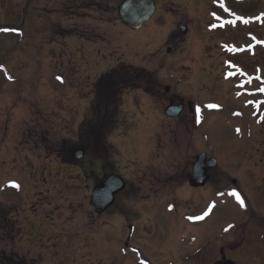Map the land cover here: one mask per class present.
I'll return each instance as SVG.
<instances>
[{
	"label": "rangeland",
	"instance_id": "rangeland-1",
	"mask_svg": "<svg viewBox=\"0 0 264 264\" xmlns=\"http://www.w3.org/2000/svg\"><path fill=\"white\" fill-rule=\"evenodd\" d=\"M121 1L0 0V264H208L235 209L231 178L261 192L264 123L245 93L248 71L264 69V48L247 36L264 39V16L226 29L213 0H156L133 30L118 17ZM228 2L241 18L264 10V0ZM120 63L150 76L123 90L105 153L91 142L80 163L63 162L84 148L95 81ZM170 97L184 103L177 117L165 115ZM202 151L219 164L192 188ZM243 166L252 170L240 176ZM112 174L127 186L97 214L91 191Z\"/></svg>",
	"mask_w": 264,
	"mask_h": 264
},
{
	"label": "flooded vegetation",
	"instance_id": "flooded-vegetation-1",
	"mask_svg": "<svg viewBox=\"0 0 264 264\" xmlns=\"http://www.w3.org/2000/svg\"><path fill=\"white\" fill-rule=\"evenodd\" d=\"M213 7L215 10H211V14H214L217 11L223 15L234 16L235 13H238V11L234 10L230 6L228 0H213ZM235 27H237V25L235 26L231 23H226L225 25L226 29ZM247 36L248 38L250 37L249 34ZM223 51L225 52V50ZM256 52L253 56L256 55ZM248 73L250 89L247 93H245L246 91L244 92L246 98L245 104L251 110L250 117L254 118L257 123L263 124L264 91H260V89L264 88V86L261 87L260 83H263L264 85V69L262 66H257L256 72L251 73L248 71ZM166 90L167 93L170 91V89L167 88ZM179 100V97H170L168 102L179 104L182 102ZM186 105L189 111L192 110L191 104ZM237 154L238 153L236 152L233 153L235 156H237ZM208 157L212 158L214 156L208 155ZM216 159L218 161V166L219 159ZM245 168H247L246 171L252 170L251 167L245 166L236 169L240 176H244ZM210 170L208 172H210ZM231 181L234 187H236L231 189V193L233 190L239 192L245 201L246 207H241L239 203L235 201V209L232 211L231 219L227 222L225 220L220 222L221 224L217 230L215 257L212 262L208 264H264V180L261 179L260 182V185L262 186L260 189L261 192L253 195L250 192L251 190H248L247 185L243 183L242 179L240 180L233 177L231 178ZM218 183L221 184V180ZM225 190L226 189H224V191ZM224 223H226L225 226ZM130 225L133 226L134 232L135 225L133 223H129L128 229L130 228ZM229 225H234V227L229 228V230L225 232L224 229L228 228ZM126 240L127 238L123 241L124 246H128V244H126ZM131 248L136 249L134 246H131Z\"/></svg>",
	"mask_w": 264,
	"mask_h": 264
},
{
	"label": "trees",
	"instance_id": "trees-1",
	"mask_svg": "<svg viewBox=\"0 0 264 264\" xmlns=\"http://www.w3.org/2000/svg\"><path fill=\"white\" fill-rule=\"evenodd\" d=\"M149 76L144 68L132 67L125 63H120L99 76L95 82L96 99L92 104V117L83 119L79 131L80 142L82 139L86 151L89 148L88 144L92 142L100 152L98 154L105 153V141L115 126L117 106L120 105L123 90L139 88V82ZM72 147L69 148L67 155H61V158L63 162L78 164L80 162L71 155ZM3 258L6 264H26L22 258L16 260L12 257Z\"/></svg>",
	"mask_w": 264,
	"mask_h": 264
},
{
	"label": "water",
	"instance_id": "water-1",
	"mask_svg": "<svg viewBox=\"0 0 264 264\" xmlns=\"http://www.w3.org/2000/svg\"><path fill=\"white\" fill-rule=\"evenodd\" d=\"M155 11V0H122L117 7V13L121 22L133 30L141 28L153 17ZM187 29V26L180 27L182 32H187ZM183 109V103L170 104L166 107L165 114L168 117H176L182 113ZM72 154L75 159L80 160L84 157L85 150L83 148H78L74 150ZM216 163V159H208L206 153L203 152L198 154L193 164L192 174L189 177V184L193 187L205 186L210 178L208 170L214 168ZM126 186V181L122 176L117 174H112L103 181L97 183L90 196L93 210L98 214H102L114 204L116 195L122 192Z\"/></svg>",
	"mask_w": 264,
	"mask_h": 264
},
{
	"label": "snow or ice",
	"instance_id": "snow-or-ice-1",
	"mask_svg": "<svg viewBox=\"0 0 264 264\" xmlns=\"http://www.w3.org/2000/svg\"><path fill=\"white\" fill-rule=\"evenodd\" d=\"M245 23H247V21H245ZM4 31H8L9 29H3ZM9 79H11V77L9 76L8 77ZM57 79H61L60 77H57ZM260 91H264V88H261ZM207 107H210V108H214V107H217L216 105H207ZM239 131V130H238ZM15 187H19V185H14ZM232 196H234L237 200V202L239 203V205L241 207H246L245 205V201L244 199L241 197L240 193L233 190V192L231 193ZM205 215H207V213H205ZM203 217H197V219H202ZM234 227V225H229L228 228H225L224 231L227 232L229 230V228H232Z\"/></svg>",
	"mask_w": 264,
	"mask_h": 264
}]
</instances>
